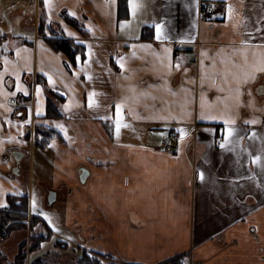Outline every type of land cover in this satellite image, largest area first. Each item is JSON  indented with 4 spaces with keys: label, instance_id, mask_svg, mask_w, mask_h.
<instances>
[{
    "label": "crops",
    "instance_id": "0c3cea01",
    "mask_svg": "<svg viewBox=\"0 0 264 264\" xmlns=\"http://www.w3.org/2000/svg\"><path fill=\"white\" fill-rule=\"evenodd\" d=\"M218 1L204 18L201 0H128L120 18L118 0H0V209L4 181L28 195L35 231L52 234L38 252L53 241L119 264H264V72L251 66L264 0ZM50 99L63 119L44 117ZM31 112L58 132L48 146L28 138ZM15 154L26 184L8 173ZM63 256L37 258L72 264Z\"/></svg>",
    "mask_w": 264,
    "mask_h": 264
},
{
    "label": "trees",
    "instance_id": "16d2710c",
    "mask_svg": "<svg viewBox=\"0 0 264 264\" xmlns=\"http://www.w3.org/2000/svg\"><path fill=\"white\" fill-rule=\"evenodd\" d=\"M128 0H118L120 18L123 17V12L127 7ZM126 15V14H125ZM69 22L78 27L80 30L81 26L79 23H76L74 20H69ZM52 47L57 52H62L73 59L76 55L84 56V49L71 40H50ZM55 98V97H54ZM56 99V98H55ZM46 119L50 120H61L63 116L56 105L49 100L48 107L44 116ZM59 134L56 130L52 128H47L43 126H36L35 134V147H45L48 146L54 139L58 138ZM8 206L6 209H0V237L9 238L11 233L18 229L27 230L28 226L35 230V226L40 222L36 217L29 219L28 221V210H29V200L27 195H10L7 198ZM52 238L51 233H37L31 237V242L35 243L31 252L33 250H40L42 244L46 241H50ZM27 242V240H25ZM60 244V242H57ZM56 243V244H57ZM58 244V245H59ZM2 252L0 250V260L5 261L4 264H47L43 258L34 259L29 261L27 259V254L25 255L23 249L19 250V255L15 257V260L7 259L2 257ZM77 264H104L100 259H92L87 252L83 251L82 256L78 259ZM107 264H119L113 261ZM164 264H185L184 256L175 257Z\"/></svg>",
    "mask_w": 264,
    "mask_h": 264
},
{
    "label": "rangeland",
    "instance_id": "374dc122",
    "mask_svg": "<svg viewBox=\"0 0 264 264\" xmlns=\"http://www.w3.org/2000/svg\"><path fill=\"white\" fill-rule=\"evenodd\" d=\"M24 1H27V0H24ZM27 2H31L34 5H37V3L39 4L40 0H28ZM41 33H42V29H40V34ZM24 163H25V161H24ZM14 168H15V165L12 164L10 166V168L8 169V173L11 175V177L12 178L16 177V179L22 181L23 184H26L27 177H28V175H27V162L22 167L21 174H16V173L14 174L13 173ZM7 178L9 180V178H10L9 175ZM1 187H3L2 189H5L8 192L7 195H14L13 191H15V188L11 183H9V181H7V182L4 181V183H1ZM25 188H26V185H25ZM61 188H62L61 190L65 189L67 196H70L69 192H71V189L68 188L66 184L62 183ZM0 204H2V203H0ZM28 212H29V210H28ZM28 221H30L29 217H28ZM47 221L50 224H54V221H52L48 217H47ZM77 232L78 231H76V232L72 231L70 235H72L74 238L78 239V233ZM35 234H36V231L28 226L27 230H25V231L24 230L18 231V229L13 231L9 238L0 237V248H1L0 250H2L1 256L6 257L7 259H11L13 261L16 259L15 257H17L19 255V250L23 249L24 254L25 255L27 254V256H28L27 259L29 262V261H33L34 259H38L37 257L40 255L42 256V253L45 251L51 252L52 255L53 254H59L60 252H62L65 254V256H63L62 258H68V260L71 261L72 264H77L78 259L82 256L83 252L80 253L77 251V249L65 251L64 249H62L60 247H55V245H54L55 242H53V241L47 242L45 244L42 253H40V251L38 252V250H36V251L33 250L31 252V249L35 245V243L31 242V237H33ZM25 240H27V242H25ZM51 240H52V238H51ZM2 247H4V248H2ZM35 252H37V253H35ZM85 252H87V251H85ZM32 253H34V256H32V258H31L30 254H32ZM87 254H89L92 259H94V258L100 259L101 262L104 264H107V263L112 261L110 259H106V257L103 258L100 256H94V253H88L87 252ZM4 259H3V261H5ZM3 261L0 260V262H3ZM115 263H116V261H115ZM117 263H119V262H117Z\"/></svg>",
    "mask_w": 264,
    "mask_h": 264
},
{
    "label": "built area",
    "instance_id": "2783aa9c",
    "mask_svg": "<svg viewBox=\"0 0 264 264\" xmlns=\"http://www.w3.org/2000/svg\"><path fill=\"white\" fill-rule=\"evenodd\" d=\"M28 1V0H27ZM224 10V3L215 0H201L200 13L204 18H210L216 14H219ZM176 136L173 132H168L165 135L163 142L164 151L170 152L175 148ZM4 264V262H0Z\"/></svg>",
    "mask_w": 264,
    "mask_h": 264
},
{
    "label": "snow or ice",
    "instance_id": "6c2138e0",
    "mask_svg": "<svg viewBox=\"0 0 264 264\" xmlns=\"http://www.w3.org/2000/svg\"><path fill=\"white\" fill-rule=\"evenodd\" d=\"M44 3H45V5H48L49 4V0H44ZM133 7H135V6L133 5ZM72 15H75V13H72ZM261 31H264V30H261ZM160 38H161V36H160V25H156V39L159 40ZM244 43H249V39H246L244 41ZM17 55H19V50H17ZM253 55L259 57V63L258 64L253 63L251 66L254 69H257V70H259L261 72H264V53H254ZM77 59H79V58H77ZM7 63H8V61L5 60V64H7ZM243 64H244V66H248V64H249L247 54H245V56H244ZM120 66L123 67V64L121 63ZM177 67H179V65H177ZM17 80H19V77L18 76H17ZM49 83L50 84L52 83L51 78H49ZM17 88H19V84H17ZM39 92H40V89H37V93L38 94H39ZM89 106L90 107L92 106V100H91V98L89 99ZM37 111L39 112V109ZM201 117L202 118H206V117H204V114L203 113L201 114ZM207 118L215 119V117H207ZM117 127H119V125H117ZM224 146H225L224 144H221V147L222 148ZM259 160H260V157L259 156L254 157V162L255 161H259ZM200 176H201V179H203V172L200 173ZM33 204H35V201H33ZM3 206H6V204L0 205V207H3Z\"/></svg>",
    "mask_w": 264,
    "mask_h": 264
},
{
    "label": "flooded vegetation",
    "instance_id": "af4514ba",
    "mask_svg": "<svg viewBox=\"0 0 264 264\" xmlns=\"http://www.w3.org/2000/svg\"><path fill=\"white\" fill-rule=\"evenodd\" d=\"M224 9H225V7H224ZM31 101V99H29V102ZM14 105H16L17 103L16 102H14L13 103ZM23 108L25 109V108H27V104L25 103V105H23ZM30 123H29V127H28V138L30 139V140H32L33 141V144L35 145V134H36V126H37V122H36V115H35V113H33V112H31L30 113ZM15 161H16V164H15V168L13 169V173L15 174H20V172H21V167H20V164H17V163H20L19 161H21L24 157H23V155L21 154H18V155H16L15 154ZM28 196V195H27ZM28 200H29V197H28Z\"/></svg>",
    "mask_w": 264,
    "mask_h": 264
},
{
    "label": "water",
    "instance_id": "95a60500",
    "mask_svg": "<svg viewBox=\"0 0 264 264\" xmlns=\"http://www.w3.org/2000/svg\"><path fill=\"white\" fill-rule=\"evenodd\" d=\"M86 178H87V174L84 173L82 175V177H81L82 182H85L86 181ZM55 200H56L55 194L54 193H50L49 196H48V203L51 205V204H53L55 202Z\"/></svg>",
    "mask_w": 264,
    "mask_h": 264
}]
</instances>
